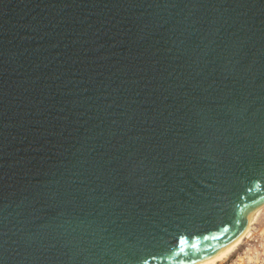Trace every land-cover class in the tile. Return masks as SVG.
I'll use <instances>...</instances> for the list:
<instances>
[{"label": "water", "instance_id": "95a60500", "mask_svg": "<svg viewBox=\"0 0 264 264\" xmlns=\"http://www.w3.org/2000/svg\"><path fill=\"white\" fill-rule=\"evenodd\" d=\"M263 199L264 0H0V264H191Z\"/></svg>", "mask_w": 264, "mask_h": 264}, {"label": "bare ground", "instance_id": "6f19581e", "mask_svg": "<svg viewBox=\"0 0 264 264\" xmlns=\"http://www.w3.org/2000/svg\"><path fill=\"white\" fill-rule=\"evenodd\" d=\"M264 213V199L262 202L257 205L254 209H252L248 215L246 222L244 223V226L242 230L238 233V235L226 246L219 249L215 253L199 259L191 264H221L230 259V257L234 254V252L241 248L245 238H247L252 231L254 225L257 223L259 218ZM243 264V263H239Z\"/></svg>", "mask_w": 264, "mask_h": 264}, {"label": "rangeland", "instance_id": "374dc122", "mask_svg": "<svg viewBox=\"0 0 264 264\" xmlns=\"http://www.w3.org/2000/svg\"><path fill=\"white\" fill-rule=\"evenodd\" d=\"M260 219L257 221V223H259V228H258V236H259V241L255 246V248H251V249H246L247 246H244V243L242 244L241 248H238L234 254L230 257V259L224 263L221 264H239V263H243V264H252V259L253 256L258 255L259 257H261L264 254V228L260 223Z\"/></svg>", "mask_w": 264, "mask_h": 264}, {"label": "built area", "instance_id": "2783aa9c", "mask_svg": "<svg viewBox=\"0 0 264 264\" xmlns=\"http://www.w3.org/2000/svg\"><path fill=\"white\" fill-rule=\"evenodd\" d=\"M260 223L264 228V213L261 216ZM259 226H260L259 223H256L254 225L252 231L250 232L249 236L247 238H245L243 243H244V246H247L246 247L247 250L251 249V248H255V246L257 244H260V243H258V241H259V236H258ZM263 246H264V244H263ZM252 264H264V254L261 257H259L258 255L253 256Z\"/></svg>", "mask_w": 264, "mask_h": 264}, {"label": "snow or ice", "instance_id": "6c2138e0", "mask_svg": "<svg viewBox=\"0 0 264 264\" xmlns=\"http://www.w3.org/2000/svg\"><path fill=\"white\" fill-rule=\"evenodd\" d=\"M185 243H187V238L181 236L179 238V241H178V245H179V248H180L181 252H183L185 250L184 247H183ZM192 247L196 248V247H198V245L192 244ZM155 258H156L155 255H153V259H155ZM140 260H142L143 264H150L149 260L146 257H140Z\"/></svg>", "mask_w": 264, "mask_h": 264}]
</instances>
